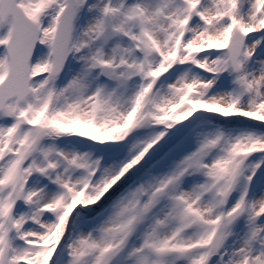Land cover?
Segmentation results:
<instances>
[{"label":"snow or ice","instance_id":"snow-or-ice-1","mask_svg":"<svg viewBox=\"0 0 264 264\" xmlns=\"http://www.w3.org/2000/svg\"><path fill=\"white\" fill-rule=\"evenodd\" d=\"M0 264H264V0H0Z\"/></svg>","mask_w":264,"mask_h":264}]
</instances>
